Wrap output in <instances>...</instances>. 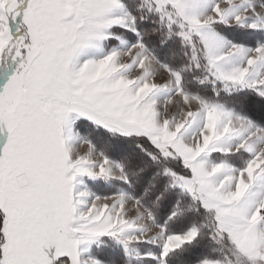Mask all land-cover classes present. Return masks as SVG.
Here are the masks:
<instances>
[{
    "label": "snow or ice",
    "instance_id": "snow-or-ice-1",
    "mask_svg": "<svg viewBox=\"0 0 264 264\" xmlns=\"http://www.w3.org/2000/svg\"><path fill=\"white\" fill-rule=\"evenodd\" d=\"M0 264H264V0H0Z\"/></svg>",
    "mask_w": 264,
    "mask_h": 264
}]
</instances>
